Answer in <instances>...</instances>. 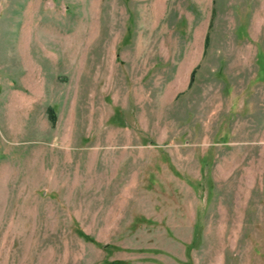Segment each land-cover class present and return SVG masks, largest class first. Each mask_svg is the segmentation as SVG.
I'll return each instance as SVG.
<instances>
[{"label": "rangeland", "instance_id": "374dc122", "mask_svg": "<svg viewBox=\"0 0 264 264\" xmlns=\"http://www.w3.org/2000/svg\"><path fill=\"white\" fill-rule=\"evenodd\" d=\"M0 264H264V0H0Z\"/></svg>", "mask_w": 264, "mask_h": 264}, {"label": "trees", "instance_id": "16d2710c", "mask_svg": "<svg viewBox=\"0 0 264 264\" xmlns=\"http://www.w3.org/2000/svg\"><path fill=\"white\" fill-rule=\"evenodd\" d=\"M205 41H206V39H205ZM207 42V41H206Z\"/></svg>", "mask_w": 264, "mask_h": 264}]
</instances>
